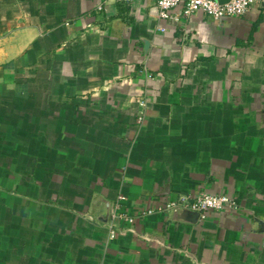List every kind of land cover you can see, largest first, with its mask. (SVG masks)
I'll return each instance as SVG.
<instances>
[{
  "label": "crops",
  "instance_id": "crops-1",
  "mask_svg": "<svg viewBox=\"0 0 264 264\" xmlns=\"http://www.w3.org/2000/svg\"><path fill=\"white\" fill-rule=\"evenodd\" d=\"M0 144V264H264V2L0 0Z\"/></svg>",
  "mask_w": 264,
  "mask_h": 264
},
{
  "label": "built area",
  "instance_id": "built-area-1",
  "mask_svg": "<svg viewBox=\"0 0 264 264\" xmlns=\"http://www.w3.org/2000/svg\"><path fill=\"white\" fill-rule=\"evenodd\" d=\"M129 2L131 0H121ZM264 0H228L220 3L219 0H157L158 17L172 24L179 22L181 17H187L195 11H202L215 20H220L229 16H239L245 14L254 4H261ZM181 7L179 14H174V10ZM160 30L164 31V28ZM142 117H140L141 120ZM124 196L119 195L114 206L113 219H120L128 225H132L135 218L127 215L120 209V204ZM236 203L228 196H214L202 194L195 198L181 196L177 201L167 205V208H184L199 214V219H204L210 211H221L235 208ZM152 211L142 212V215ZM111 231V233H113Z\"/></svg>",
  "mask_w": 264,
  "mask_h": 264
},
{
  "label": "rangeland",
  "instance_id": "rangeland-1",
  "mask_svg": "<svg viewBox=\"0 0 264 264\" xmlns=\"http://www.w3.org/2000/svg\"><path fill=\"white\" fill-rule=\"evenodd\" d=\"M260 92H261V91H260ZM260 92H258V93H257V92H255V93H250V96H249V98H248V101H249L250 104H252V103H254L255 101H258V100L261 101V97H260V96H261L262 93H260ZM256 93H257V94H260V95H253V94H256ZM251 94H252V95H251ZM1 147H2V145L0 144V148H1ZM10 147H14V146H10ZM0 150H1V149H0ZM0 159H1V155H0ZM5 163H6V162L0 160V172L2 171V167H4V166L1 165V164H5ZM10 166H11V165H10ZM13 178H15V177L13 176ZM0 179H1V177H0ZM14 181H15V180H14ZM0 182H1V181H0ZM3 185H4V186H6V185H10V186H11L12 184L10 183V180H9V181L7 180V181H4V182H3ZM10 186H9V188H11ZM13 186H15V185H13ZM0 204H1V203H0ZM0 226H1V214H0Z\"/></svg>",
  "mask_w": 264,
  "mask_h": 264
},
{
  "label": "water",
  "instance_id": "water-1",
  "mask_svg": "<svg viewBox=\"0 0 264 264\" xmlns=\"http://www.w3.org/2000/svg\"><path fill=\"white\" fill-rule=\"evenodd\" d=\"M226 1H228V0H219L220 3H224V2H226ZM186 214H188V215L190 216V218L192 217V218L190 219V220H192V221L197 220L198 217H199V214H198L197 212L187 211Z\"/></svg>",
  "mask_w": 264,
  "mask_h": 264
}]
</instances>
